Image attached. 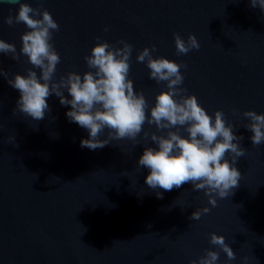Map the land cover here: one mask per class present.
Instances as JSON below:
<instances>
[{
  "label": "water",
  "instance_id": "obj_1",
  "mask_svg": "<svg viewBox=\"0 0 264 264\" xmlns=\"http://www.w3.org/2000/svg\"><path fill=\"white\" fill-rule=\"evenodd\" d=\"M20 2L47 10L60 26L52 40L61 57L57 79L88 71L83 57L96 37L109 44L124 40L133 47L134 91H142L152 106L155 95L167 89L150 80L149 69L135 57L155 45L153 58L187 65L181 69L182 87L209 115L225 113L226 123L243 137L246 154L235 165L239 187L230 197L217 198L216 207L203 191H191V184L157 189L163 194L158 199L145 183L149 170L137 165L144 147H156L150 139L141 134L136 146L116 140L96 150L82 148L88 132L68 120L70 105L51 95L50 112L33 121L13 113L19 92L0 77V264H189L205 249L219 251L209 244V233L223 236L236 256L228 261L220 252L217 264H243V257L246 264H264V144L252 145V133L243 127L249 121L242 116L249 110L264 114V13L251 8L249 0ZM18 7L0 0V39L17 52L28 29L23 23L10 27L3 17L9 9L15 16ZM173 33L185 40L193 34L199 50L177 55ZM26 59L17 62L0 53V68L9 78L24 75L31 67ZM10 134L17 146L7 143ZM106 134L107 129L99 138ZM181 135L187 133L181 129ZM202 207L209 213L189 219Z\"/></svg>",
  "mask_w": 264,
  "mask_h": 264
},
{
  "label": "clouds",
  "instance_id": "obj_2",
  "mask_svg": "<svg viewBox=\"0 0 264 264\" xmlns=\"http://www.w3.org/2000/svg\"><path fill=\"white\" fill-rule=\"evenodd\" d=\"M3 2L19 5L15 16L9 9L3 23L10 27L14 23H23L28 29L21 34L19 52L14 44L0 39V53L17 62L22 56L26 57V63L31 65L24 75L13 73L11 78L0 68V77L19 92L13 113L19 112L33 121L44 120L50 112L47 99L55 95L61 105H70V110L65 113L68 120L87 130L88 139L80 141L82 148L96 150L116 140H128L136 146L139 144L137 137L143 134L142 139H150L156 147H144L137 165L149 170L145 183L158 199H163V194L157 189L172 191L191 184V191H203L207 203L216 207L217 198L230 197L239 187L241 173L235 165L238 158L246 154L240 144L243 137L234 133L235 126L231 122L226 123L223 111L216 110L209 115L196 96L182 87L184 75L181 69L187 68L186 64L163 56L153 58L155 45L151 49L144 47L136 54V62L144 63L149 69V79L156 84L163 82L167 89L155 95L152 106L142 91H134L133 81L129 78L133 47L124 40L109 44L96 37L98 42L91 47L90 54L83 57L88 71L82 74L70 71L57 79L61 57L52 40L60 26L40 6L34 8L20 0ZM249 4L264 13V0H249ZM173 41L177 55L200 48L191 33L186 40L173 33ZM35 69L39 70V75ZM65 91L71 99L64 95ZM242 116L249 121L243 127L252 133V145L264 144V114L249 110ZM145 124L155 126L156 131H146ZM106 129V137L100 139ZM181 129L187 133L186 137L181 135ZM3 130L0 124V132ZM158 132L164 134L158 135ZM6 141L17 146L15 134H10ZM209 211L208 207L198 208L189 219L199 220ZM208 237L209 244L219 251L205 249L203 255L190 260L189 264H217L220 252L228 261L236 259L223 236L209 233ZM247 260L248 257H243V264Z\"/></svg>",
  "mask_w": 264,
  "mask_h": 264
}]
</instances>
